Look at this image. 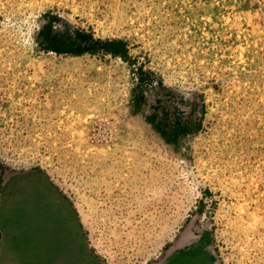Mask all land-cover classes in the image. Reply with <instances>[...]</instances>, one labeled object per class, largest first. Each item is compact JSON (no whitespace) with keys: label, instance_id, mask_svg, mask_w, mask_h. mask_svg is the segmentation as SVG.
<instances>
[{"label":"rangeland","instance_id":"1","mask_svg":"<svg viewBox=\"0 0 264 264\" xmlns=\"http://www.w3.org/2000/svg\"><path fill=\"white\" fill-rule=\"evenodd\" d=\"M50 13L129 62L43 50ZM140 66L173 94L133 113ZM33 225L64 264H264V0H0V264H47Z\"/></svg>","mask_w":264,"mask_h":264},{"label":"trees","instance_id":"2","mask_svg":"<svg viewBox=\"0 0 264 264\" xmlns=\"http://www.w3.org/2000/svg\"><path fill=\"white\" fill-rule=\"evenodd\" d=\"M45 17L46 22L41 26L37 35L38 42L43 50L72 56L95 55L102 52L129 62L127 42L125 40L96 38L92 32L76 28L56 14H45ZM57 21L63 22L64 26L57 24ZM137 71V82L131 93L133 113L141 112L142 104L147 97L145 87L147 88L156 83L163 92L173 94L172 90L163 86L162 80L157 79L153 71L145 70L143 66H140ZM157 101L158 104L162 102L161 99ZM146 120L168 143H174L180 133H187L190 129L188 125L181 124L177 120L171 124L165 112L160 118H158L156 113L146 116Z\"/></svg>","mask_w":264,"mask_h":264},{"label":"water","instance_id":"3","mask_svg":"<svg viewBox=\"0 0 264 264\" xmlns=\"http://www.w3.org/2000/svg\"><path fill=\"white\" fill-rule=\"evenodd\" d=\"M43 202L40 204H36L35 207L34 206H31L29 208V206L27 208H24L23 207V212H24V215L25 213L27 214V211H31L32 214L34 213H37L38 214V219L40 220L44 214V216H50L53 218V220L55 221V224H57L58 220H60L61 217V214L59 212L58 209L54 210V206H55V203H56V200L55 198H51V199H44L43 197H41ZM22 209V208H21ZM20 209V210H21ZM19 210V211H20ZM57 212V213H56ZM33 218V216H32ZM34 227H36L35 225H33ZM36 235L33 234V236L37 237L38 238H41V241H38L37 242V239H35L36 243L39 244V242H47L50 244V249L47 251V255L45 254L46 251L45 250H41L40 252H43L44 253V256L43 258H45L44 260H42L44 263H47V264H53V263H57V264H64L67 260V257H68V253H71L72 256L78 254V251H79V248L80 246H78L77 250H73L71 248V243L75 237V234L73 235V237L70 239V243L69 244H66L64 247V249H55L53 248V245H54V242L56 243V227H55V230L51 233V236L48 237L46 234H44V227H36ZM39 229L41 230V234L42 236L39 234L38 235V231ZM40 233V231H39ZM47 238V239H46ZM41 245V244H40ZM67 246V247H66ZM47 256V257H46ZM59 260H61L60 262H58Z\"/></svg>","mask_w":264,"mask_h":264},{"label":"crops","instance_id":"4","mask_svg":"<svg viewBox=\"0 0 264 264\" xmlns=\"http://www.w3.org/2000/svg\"><path fill=\"white\" fill-rule=\"evenodd\" d=\"M54 208V210H56L57 208H56V203H55V206L53 207ZM59 210V209H58ZM79 238H80V236L79 235H77ZM66 242V241H65ZM68 242V241H67ZM79 246H81V238H80V245ZM206 251V249L204 250V252H200V251H198V252H194V254L195 253H197V260L195 261L196 263L198 262L199 264H211V262H210V259H211V255H210V253L209 252H205ZM177 259H179L180 260V258L179 257H177Z\"/></svg>","mask_w":264,"mask_h":264}]
</instances>
